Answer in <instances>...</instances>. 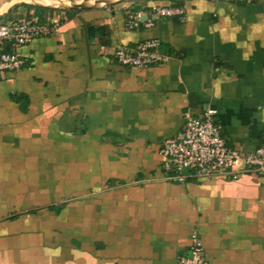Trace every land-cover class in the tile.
<instances>
[{"label": "crops", "instance_id": "crops-1", "mask_svg": "<svg viewBox=\"0 0 264 264\" xmlns=\"http://www.w3.org/2000/svg\"><path fill=\"white\" fill-rule=\"evenodd\" d=\"M28 4L8 17L61 21L0 80V264H178L194 232L209 264H264V177L177 179L160 154L208 109L231 148L259 146L264 0ZM131 11L153 26L127 29ZM153 38L160 64L114 56Z\"/></svg>", "mask_w": 264, "mask_h": 264}, {"label": "built area", "instance_id": "built-area-1", "mask_svg": "<svg viewBox=\"0 0 264 264\" xmlns=\"http://www.w3.org/2000/svg\"><path fill=\"white\" fill-rule=\"evenodd\" d=\"M235 1V0H223ZM155 18L183 16L184 7L176 3L154 4L150 7ZM61 17L56 15L40 21L35 17L22 19L5 17L0 19V80L4 73L17 70L26 63L22 47L36 38L53 36L59 32ZM141 24L153 26V20H143L140 12H128L126 28L137 29ZM117 61L124 66L142 68L165 61L158 39H145L135 46L122 45L114 53ZM215 111L208 109L202 116L188 115L179 135L166 139L160 148L164 166L173 178L225 177L238 179L253 174L264 177V130L259 146L244 154L231 148L219 125ZM185 170L189 171L185 174ZM178 264H209L200 235L194 232L190 248L179 256Z\"/></svg>", "mask_w": 264, "mask_h": 264}, {"label": "water", "instance_id": "water-1", "mask_svg": "<svg viewBox=\"0 0 264 264\" xmlns=\"http://www.w3.org/2000/svg\"><path fill=\"white\" fill-rule=\"evenodd\" d=\"M76 1V3H74L71 6L68 7H44V6H40V7H44V8H48V9H58V10H70V9H86V8H98V7H105V6H111V5H115V4H119L128 0H118V1H113L107 4H101L99 2H92L90 0H74ZM31 4V3H30ZM35 5V4H32ZM39 6V5H36ZM189 171L185 170V174H188Z\"/></svg>", "mask_w": 264, "mask_h": 264}, {"label": "bare ground", "instance_id": "bare-ground-1", "mask_svg": "<svg viewBox=\"0 0 264 264\" xmlns=\"http://www.w3.org/2000/svg\"><path fill=\"white\" fill-rule=\"evenodd\" d=\"M26 2H30L31 4L44 6V7H68L76 3L74 0H24ZM93 3L99 2L101 4H107L113 1L118 0H90Z\"/></svg>", "mask_w": 264, "mask_h": 264}, {"label": "rangeland", "instance_id": "rangeland-1", "mask_svg": "<svg viewBox=\"0 0 264 264\" xmlns=\"http://www.w3.org/2000/svg\"><path fill=\"white\" fill-rule=\"evenodd\" d=\"M134 0H128L119 4L128 3ZM26 2L24 0H0V19H3L5 17H8V15L19 6L24 5Z\"/></svg>", "mask_w": 264, "mask_h": 264}, {"label": "trees", "instance_id": "trees-1", "mask_svg": "<svg viewBox=\"0 0 264 264\" xmlns=\"http://www.w3.org/2000/svg\"><path fill=\"white\" fill-rule=\"evenodd\" d=\"M25 4H28V3H25ZM28 5H30V4H28Z\"/></svg>", "mask_w": 264, "mask_h": 264}]
</instances>
